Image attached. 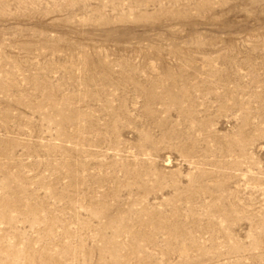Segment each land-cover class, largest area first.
<instances>
[{"label":"rangeland","instance_id":"rangeland-1","mask_svg":"<svg viewBox=\"0 0 264 264\" xmlns=\"http://www.w3.org/2000/svg\"><path fill=\"white\" fill-rule=\"evenodd\" d=\"M0 264H264V0H0Z\"/></svg>","mask_w":264,"mask_h":264}]
</instances>
